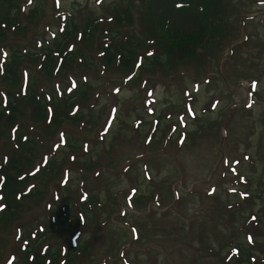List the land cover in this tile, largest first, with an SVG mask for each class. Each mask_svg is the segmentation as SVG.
Segmentation results:
<instances>
[{"label":"rangeland","instance_id":"obj_1","mask_svg":"<svg viewBox=\"0 0 264 264\" xmlns=\"http://www.w3.org/2000/svg\"><path fill=\"white\" fill-rule=\"evenodd\" d=\"M15 3L0 4V19L24 23L0 36V72L14 49L56 48L65 23L91 39L69 44L84 51L74 65L56 58L46 71L41 53L20 63V85H0V97L29 82L49 99L80 94L67 119L50 118L37 133L26 111L21 130L39 139L32 184L40 194L3 228L1 262L44 264L21 248L28 231L48 224L45 244L59 248L61 264H264V0H225L223 37L185 61L164 55L146 32L154 0ZM113 9H127L131 24L115 23ZM108 33L138 41L134 67L108 61ZM15 146L11 137L0 151ZM48 158L51 168L39 173ZM69 205L78 218L57 230ZM76 240L87 257L68 261ZM248 252L255 261H242Z\"/></svg>","mask_w":264,"mask_h":264},{"label":"trees","instance_id":"obj_2","mask_svg":"<svg viewBox=\"0 0 264 264\" xmlns=\"http://www.w3.org/2000/svg\"><path fill=\"white\" fill-rule=\"evenodd\" d=\"M15 1L19 0H0V4L5 7H14L17 5ZM224 4L225 0H154V9L145 30L152 35L156 44L160 45L164 55H174L178 60L185 61L196 56L199 52L208 50L212 44L223 37ZM17 10L19 12L20 8ZM34 12L35 9L28 15ZM113 12L115 23L131 24V14L127 9L120 11L113 9ZM14 17L16 18V16ZM14 17L6 16L0 19V36H4L6 30L9 32L18 31L24 25ZM65 24V28L55 36L56 48L49 46L47 42L46 45L40 43L36 52L32 53L22 49L12 50L11 59L7 62L4 61L1 65L0 85L4 83L13 86L20 85L22 81L20 63L27 59L37 58L41 53L50 63L54 62V64H46V71H49V67L55 68L56 58H60L65 67L69 62L74 65L77 61L82 60L83 49L76 47L75 50H72L69 48V44L78 35H81L82 41L91 39V35L86 34V31L81 33L73 21L71 24ZM161 31L163 34H168L167 39ZM107 38L109 41L103 43L102 46L108 61L112 64L118 62L127 69L134 67L138 56L135 51L138 41L134 38L123 40L119 33H108ZM71 51H74L72 55H68ZM150 58H153L154 64H159L161 59L159 55L149 53L145 59L149 60ZM41 90L43 89H39L37 83L29 82L19 91L6 90L0 97V146L3 141L9 140L11 137L16 141L15 148L9 152L0 151V238L4 236L3 228L7 225L8 220L10 219V223H13L12 219L25 211L27 201L40 194L39 191H36L38 186L32 184L34 178L37 177L35 169L41 159L38 150L39 139L36 136H26L21 130V124L25 121L26 115L29 116V112L26 113L27 109L32 108L30 114L33 113L35 117L33 120L36 121V124L33 125V129L37 133L38 125L44 122L51 121L53 125H60L62 120L67 119V111L75 103L74 100H80L78 92L70 97H66L67 92H62L64 101H61L58 94L49 99L45 91ZM62 102L66 104V109L62 108ZM52 160L54 159L48 158L47 163L38 168V172L42 173L50 169L49 162ZM88 198L89 196H87ZM87 199L84 201L86 206L84 208L82 205L80 206L84 212L89 205H94L91 198L88 201ZM67 213L68 219H60V223L54 227L66 226V220H77L76 208L71 205L67 206ZM57 218L59 220L60 215ZM51 228L46 224L42 229L36 228L35 231H28L25 234L21 250L26 259L31 258L33 262H45L44 264H61L59 248L55 249L52 245L45 244L48 235L54 234ZM78 243V240L74 241L73 250L66 256L68 261L73 262L79 254L82 257H87L84 247L80 249V251H84L82 253H78L75 249ZM243 256L242 261H255V256H249V252ZM0 264H3L1 260Z\"/></svg>","mask_w":264,"mask_h":264},{"label":"snow or ice","instance_id":"obj_3","mask_svg":"<svg viewBox=\"0 0 264 264\" xmlns=\"http://www.w3.org/2000/svg\"><path fill=\"white\" fill-rule=\"evenodd\" d=\"M249 240H251V237H249Z\"/></svg>","mask_w":264,"mask_h":264}]
</instances>
